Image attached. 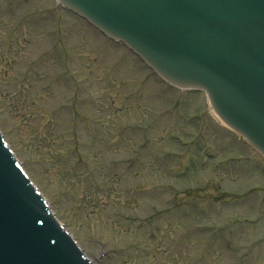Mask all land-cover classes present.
<instances>
[{
    "label": "rangeland",
    "instance_id": "1",
    "mask_svg": "<svg viewBox=\"0 0 264 264\" xmlns=\"http://www.w3.org/2000/svg\"><path fill=\"white\" fill-rule=\"evenodd\" d=\"M55 4L0 0V129L86 255L264 264V161Z\"/></svg>",
    "mask_w": 264,
    "mask_h": 264
},
{
    "label": "water",
    "instance_id": "2",
    "mask_svg": "<svg viewBox=\"0 0 264 264\" xmlns=\"http://www.w3.org/2000/svg\"><path fill=\"white\" fill-rule=\"evenodd\" d=\"M180 89L264 157V0H56ZM1 147V146H0ZM0 148V264H86Z\"/></svg>",
    "mask_w": 264,
    "mask_h": 264
}]
</instances>
